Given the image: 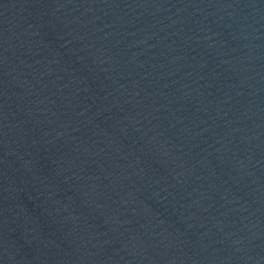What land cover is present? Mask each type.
<instances>
[{
	"label": "water",
	"instance_id": "95a60500",
	"mask_svg": "<svg viewBox=\"0 0 264 264\" xmlns=\"http://www.w3.org/2000/svg\"><path fill=\"white\" fill-rule=\"evenodd\" d=\"M0 264H264V0H0Z\"/></svg>",
	"mask_w": 264,
	"mask_h": 264
}]
</instances>
